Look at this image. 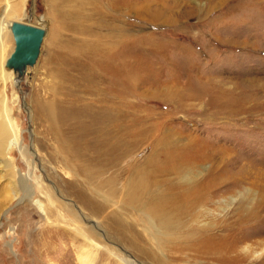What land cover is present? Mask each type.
Segmentation results:
<instances>
[{
	"label": "rangeland",
	"instance_id": "obj_1",
	"mask_svg": "<svg viewBox=\"0 0 264 264\" xmlns=\"http://www.w3.org/2000/svg\"><path fill=\"white\" fill-rule=\"evenodd\" d=\"M4 3L0 0V17ZM11 4L15 10L6 22L34 26L43 34L36 58L20 77L13 71L15 59L10 61L16 38L6 29L0 35L7 72L0 82V100H5L0 123L8 124L11 139L0 157V264H78L85 251L95 255L93 264H159L128 247L122 233L80 196L86 177L77 166L105 164L106 177L122 150L127 159L119 167L135 161L141 166L155 142L159 152L179 151L190 161L184 174L214 173L222 180L216 200L236 198L229 209L234 215L246 190L255 199L264 194V0ZM115 30L118 36L112 37L108 31ZM115 104L116 117L104 112ZM117 119V134L100 133ZM137 128L156 134L150 139L149 133L135 134ZM172 174L157 180L174 181ZM91 183L88 190L97 185L95 179ZM94 200L103 204L101 197ZM67 204L83 224L85 217L98 226L100 241L114 255L77 235ZM119 211H127L121 221L139 219L121 206ZM137 227L136 245L146 242L162 264H176L169 245L159 248L148 226L138 222ZM263 262L249 258L241 264Z\"/></svg>",
	"mask_w": 264,
	"mask_h": 264
},
{
	"label": "bare ground",
	"instance_id": "obj_2",
	"mask_svg": "<svg viewBox=\"0 0 264 264\" xmlns=\"http://www.w3.org/2000/svg\"><path fill=\"white\" fill-rule=\"evenodd\" d=\"M12 1L4 0L2 9L4 16L0 17V35L4 29L11 32L14 24L26 25L5 21V16L11 15L15 10L11 4ZM108 33L112 37L118 36L116 30L111 33L108 31ZM2 53L3 49L0 42V82L5 83L7 72L3 69L6 62L3 61L5 57L3 58ZM30 56L31 49H28L24 56L12 52L10 61L15 59L13 71L18 72L19 77L21 73H24L25 64L30 60ZM36 56L37 53L33 58L35 59ZM0 105L3 109L5 105L3 98L0 100ZM118 111L119 106L116 104L110 108H104L105 113L111 112L114 117L118 115ZM107 115L109 116V114ZM118 119L113 122L111 129L103 127L100 129V133L110 135L111 132H116L117 134L118 131L115 129L120 128ZM106 125L109 127L108 124ZM135 134H143V136L148 134L151 139V136H155L156 132L155 129L142 131L137 128ZM9 135V126L5 121H2L0 123V157H5V152L11 144ZM116 140L115 144L121 147L120 142ZM157 143L159 142L153 143L151 152L143 158L141 166L135 161L125 167H119L127 159L126 157L123 160L127 152L122 150L111 163L110 168L115 170L106 177H103L106 174L105 164L92 168L88 166L83 168L82 165H78V170L86 177L83 187L79 186L82 201L95 205L94 208L98 213L109 220L112 227L122 233V239H125L128 247L134 245L132 247L142 256L151 258L159 264H162L163 259L157 252L151 253L145 248L146 242L143 246L135 244L134 239L141 236L137 230L138 222L149 227L148 229L157 239L159 248L169 245L173 254L170 258L176 264L179 262L185 264H241L248 261L249 258L264 260V238H261L264 231V227H261L264 219V216L261 217L264 209V194L255 199V195L246 190V195H250V197H243L244 202H242L240 212L234 215L229 212V209L236 198L230 197L229 200L219 202L216 200L217 187L222 184V180L218 176L211 173L198 178L200 173L194 175L190 171L184 174V167L188 166L189 159H185L179 151L174 149H165L159 152ZM6 166L8 167L9 164ZM170 172L174 174L176 180H157L160 176ZM167 176L165 177L167 178ZM94 179L97 185L90 188L89 191L88 187ZM96 196L102 198L103 204L95 202ZM115 199L120 202L118 205L115 204ZM109 201L114 202L115 206L105 205ZM67 205V212L71 219L77 221L75 228L77 235L86 240L90 246L113 254V250L100 241L102 235L95 230L98 226L96 224L91 225L90 220L85 217V224H83L79 213L73 209L74 206ZM120 206L131 214L134 213L139 216V219L121 221V214L126 216L127 211L121 213L119 211ZM69 208L71 210H68ZM256 224L263 230L261 229L255 235L248 233L244 235L245 231L256 227ZM128 235H131L132 239ZM155 248L159 249L158 247ZM258 248V251H254ZM94 256L93 253L85 251L84 254L78 255L77 262L78 264H93ZM115 257L122 260L121 255L117 253Z\"/></svg>",
	"mask_w": 264,
	"mask_h": 264
},
{
	"label": "water",
	"instance_id": "obj_3",
	"mask_svg": "<svg viewBox=\"0 0 264 264\" xmlns=\"http://www.w3.org/2000/svg\"><path fill=\"white\" fill-rule=\"evenodd\" d=\"M12 32L16 38L14 53L19 56H24L28 49H31L29 61H32L34 59L33 56L37 53V44L43 31L34 26L14 24Z\"/></svg>",
	"mask_w": 264,
	"mask_h": 264
}]
</instances>
